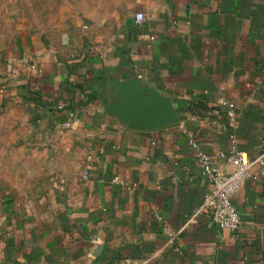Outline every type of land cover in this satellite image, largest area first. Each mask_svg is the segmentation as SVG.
Segmentation results:
<instances>
[{
  "label": "crops",
  "instance_id": "1",
  "mask_svg": "<svg viewBox=\"0 0 264 264\" xmlns=\"http://www.w3.org/2000/svg\"><path fill=\"white\" fill-rule=\"evenodd\" d=\"M9 2L22 11L3 14L15 26L0 48L6 113L33 144L62 147L70 114L87 138L83 167L50 201L2 194L0 264H136L157 250L153 264H264V168L234 198L238 232L204 216L186 225L208 187L190 140L233 169L219 158L233 128L214 124L218 98L235 106L242 151L264 142V0ZM134 80L179 122L138 128L107 112L102 97Z\"/></svg>",
  "mask_w": 264,
  "mask_h": 264
},
{
  "label": "rangeland",
  "instance_id": "2",
  "mask_svg": "<svg viewBox=\"0 0 264 264\" xmlns=\"http://www.w3.org/2000/svg\"><path fill=\"white\" fill-rule=\"evenodd\" d=\"M19 11H22L19 3L0 0V48L8 45L6 40L15 37L13 32L10 33L15 27L12 19H4L3 14ZM59 132L62 147L51 146L48 142L44 144V141L36 144L26 141L20 123L6 113L0 97V212L2 194L13 202H47L54 197L56 189L69 180V176L83 167L85 134L75 132L73 128L59 129Z\"/></svg>",
  "mask_w": 264,
  "mask_h": 264
},
{
  "label": "built area",
  "instance_id": "3",
  "mask_svg": "<svg viewBox=\"0 0 264 264\" xmlns=\"http://www.w3.org/2000/svg\"><path fill=\"white\" fill-rule=\"evenodd\" d=\"M145 19L143 13L137 14V21ZM6 92V85L0 82V93ZM214 124L220 128L226 129L230 126L233 132L230 134V153H219V158L226 160L233 165L231 171L223 170L216 164L214 157L207 151L200 148L195 139L190 140V145L196 150L198 160L202 168V174L208 182V187L204 192L200 206L192 213L186 225L195 223L197 219L204 216L211 225L217 226L223 230L238 232L243 225L241 212L234 204L235 196L243 188L248 179H258L257 169L264 168V142L261 144L256 154L250 155L242 151L237 143L236 129L238 128V116L235 106L225 97H219L217 108L215 110ZM74 115L70 114L67 119L59 123L58 129L68 130L73 127ZM228 121L224 122L223 119ZM162 250H157L146 254L136 264H153L155 263ZM122 264H130L123 262Z\"/></svg>",
  "mask_w": 264,
  "mask_h": 264
},
{
  "label": "water",
  "instance_id": "4",
  "mask_svg": "<svg viewBox=\"0 0 264 264\" xmlns=\"http://www.w3.org/2000/svg\"><path fill=\"white\" fill-rule=\"evenodd\" d=\"M116 100L109 102L102 97L106 111L134 127L152 129L180 120L174 103L160 92L143 87L140 80L125 84Z\"/></svg>",
  "mask_w": 264,
  "mask_h": 264
}]
</instances>
